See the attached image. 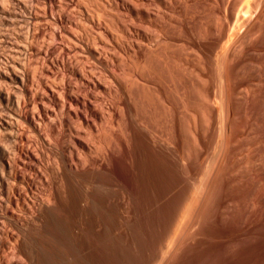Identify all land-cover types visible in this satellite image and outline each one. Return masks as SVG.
Segmentation results:
<instances>
[{"label":"bare ground","instance_id":"1","mask_svg":"<svg viewBox=\"0 0 264 264\" xmlns=\"http://www.w3.org/2000/svg\"><path fill=\"white\" fill-rule=\"evenodd\" d=\"M193 96L197 101L199 98L200 104ZM192 103L198 106L193 108L199 109L190 114L194 109L189 112V108L186 112L190 118L182 111L184 118H188L182 120L180 108L187 109ZM247 108H250L256 122L251 121ZM238 119L245 124L246 121L253 122L256 128L251 123L252 127L247 124L250 130H255L251 133L246 127L251 135L246 131V137H252L264 125V0H0V264H42L44 258L49 264L48 257L51 256H45L47 245H40L38 250L35 246H39L35 243L39 238L38 232H42L36 230L45 229L44 235L52 233L46 221L57 216V221L63 215L62 218L66 216L67 220L70 217L73 229H90L87 231L93 234L89 236L91 239L94 236L107 241L111 235L116 240L124 233L125 238L129 232L125 233L127 228L122 230L125 227L122 225L127 222V227L131 218L134 220L141 216L146 220L147 216L152 219L153 215L159 214L165 222L157 226L158 231L153 230L156 236L152 235V246L149 243L150 249L145 250L148 259L144 264H169L173 248L189 231H196L202 222L200 217L204 204L217 181H222L223 186H219L224 189L228 185L223 182L236 179L232 180V172L231 176L229 174L231 179L228 178L225 169L230 173L231 164H237L239 159L247 161L242 156L245 150L244 154L241 153L244 158L234 156L239 148L243 150L240 146L243 140L239 142V148L236 145L237 152L233 149L232 154L229 148L232 140L236 143L242 138L248 141L243 137L244 133L242 138L240 136L238 141H234V136H238L239 131L243 132L246 126L239 130ZM258 121L263 122L262 126ZM258 133L261 139L262 133ZM209 137L214 142L218 141L219 151L215 150L217 146L208 140ZM254 138L252 141L249 139L253 150L261 142L257 139L260 142L253 147L257 136ZM183 142H186L184 146L187 149H181ZM209 146L215 152L210 151L214 156L211 155L213 160L208 162H212L208 164L212 171L203 170L204 166L197 170L200 166L195 161L202 155L197 156L196 153H202ZM189 148L197 156L196 160L191 152L185 153ZM227 152L232 154L230 159L234 158L235 164L231 159L232 163L226 168L225 161H230L227 157L231 155ZM256 152L260 157L255 155L254 160H249L245 154L249 165L254 162L249 168L244 166L248 169L244 171L251 172L250 176V173L247 175L252 177V171L256 170L250 168L255 166L257 171L253 175L261 171L263 179L264 156L261 157L263 153L259 150ZM254 153L250 157L253 158ZM207 157L208 161L210 155ZM122 163L130 169L129 183L120 181L114 174V167ZM208 165L205 169L209 168ZM242 166L240 171L239 168L232 171L244 172ZM222 167H225L226 179L220 173ZM215 169L217 174L213 173ZM239 174L243 173L237 174L240 177ZM197 177L203 185H195ZM217 178L220 180L216 181ZM240 178L244 181V176ZM256 180L252 183L255 184ZM259 180L263 186V180ZM251 181L248 184H252ZM235 182L237 185L238 181ZM247 186L254 189L250 187L252 185ZM218 187L215 191L220 189ZM231 187L228 188L231 192L240 190L239 187L235 188L239 189L236 191ZM228 189L226 191H230ZM250 192L245 191L251 199L254 192ZM219 195L218 191L214 198L219 199ZM232 195L228 198L229 203L224 198L223 203L232 204L234 196L235 201L238 199L237 194ZM244 196L240 194L241 202L237 201H244L245 205H240L246 209L248 196L245 199ZM256 198L253 199L255 202L258 201ZM254 203L249 206L253 208ZM226 205L223 206H229ZM263 207L259 208L261 212ZM174 219L180 221L178 229L173 228ZM138 221L144 226L140 218ZM155 222L151 224L156 226L160 223L158 220L157 224ZM135 225L131 226L132 231L138 230L139 225L137 229ZM142 228L145 230V226ZM73 229L65 230L59 234L60 237L57 235L58 239L67 236L75 245L80 246L81 241L83 245L82 237L84 239L86 231ZM52 235L55 236L54 233ZM140 236L144 238L142 242L147 239L146 235ZM126 237L129 239L128 235ZM45 239L46 242L48 239ZM137 239L140 240L139 237ZM132 241L128 244L133 245ZM148 241L149 238L146 243ZM68 243H62V246L67 244L71 248L74 245L72 241ZM88 245V249L93 246ZM106 245L108 242L101 245L102 249H107ZM79 246H76L78 251ZM129 248L136 251L133 246ZM116 249H113L115 256L109 260L117 257ZM93 250L86 251L92 254ZM70 251L61 254L68 255ZM103 251L102 257L112 250L109 249V253ZM129 251L131 255L132 251ZM80 252L77 253L79 257L84 255V251L83 255ZM38 253L44 254L43 261ZM55 254H51L50 261ZM79 257L76 255V260L86 262ZM130 257L128 260L126 256V261L132 262ZM69 259L66 258L65 262L70 261L71 264L75 258ZM102 259L106 261V257ZM53 260L52 263L55 262Z\"/></svg>","mask_w":264,"mask_h":264},{"label":"rangeland","instance_id":"2","mask_svg":"<svg viewBox=\"0 0 264 264\" xmlns=\"http://www.w3.org/2000/svg\"><path fill=\"white\" fill-rule=\"evenodd\" d=\"M191 79H192V78H191ZM192 81H194V79H193ZM194 84H195V81H194ZM194 84H193V86H194ZM193 97L195 98L196 96H193ZM194 98H192V102H193ZM196 101H197V97H196ZM199 101H200V100H199V98H198V101H197V102L199 103ZM194 102H195V100H194ZM194 102H193V103H194ZM197 102H196V103H197ZM193 103H192V104H193ZM196 103H195V104H196ZM198 103H197V104H198ZM192 104H191V105H192ZM195 104H193L192 106L188 107L187 109H186V107L184 108V107L181 106V107H182V108H180V111H181V118H182V116H183V118H184L185 114H186V117L189 115V113H187L188 110H189V108H191V109L189 110V112H190L192 109H194V111L192 110L193 112L191 111L192 113L190 112V114H193L194 112H196L197 110L195 111V109H199V108H193L194 106H197V104H196V105H195ZM199 104H200V103H199ZM199 104H198V105H199ZM197 107H198V106H197ZM199 107H200V106H199ZM249 107L251 108V106H249ZM253 107H254V105H253ZM250 108H247V109H248V110H247L248 115L250 114V117H251V118H250V117H249V118L251 119V121H252V119H253V122H256V119L253 118L252 113L250 112V111L252 110V108H251V110L249 111ZM182 109H186V110H182ZM182 111H185V112L187 111V112L184 114ZM249 112H250V113H249ZM182 114H184V115H182ZM195 114H196V113H195ZM186 117H185V118H186ZM183 118H182V120H185V118H184V119H183ZM188 118H190V117L188 116ZM188 118H186V119H188ZM238 120H239V119H238ZM254 120H255V121H254ZM249 121H250V120H249ZM185 122H186V121H185ZM240 122L242 123L243 121H240V120H239V121L237 122V124L239 123V127H238V129H239V128H240L239 130H243L244 128H245V129L243 130V132H242V131H239V132H241L240 134L238 133L239 135H238V134H235V135H238V136H234V139H235L234 141H236V140L238 141V140L240 139V136L242 135V133H244L243 137H246V136L250 135L249 133H250L252 130H255V129H256V128L253 126V124H252L253 122L251 123V122H247V121H246V124L244 123L245 121L243 122L244 124H243V123L241 124ZM258 122H259V121H258ZM258 122H257V123H258ZM260 122H261L260 125L262 126V123H263L264 121H263V122L260 121ZM260 122H259V123H260ZM249 123H251L250 125H252L253 128H255V129H252V128H251L252 130H250L249 127H252V126H250ZM259 123H258V124H259ZM183 124H184V123H183ZM247 124L249 125V127H248ZM263 124H264V123H263ZM243 125H246V126H244V128H243V127H241V126H243ZM237 126H238V125H237ZM246 127H248V129L250 130L249 133H248L249 130H248ZM263 127H264V125H263L262 128H261L262 131H261V129H260V130L258 129V132H260V134L262 133V134H261V139H260V137L258 138V135H257L258 132H255V131H254L255 133L252 134L253 139H255V138H254L255 135L257 136L256 140H253L254 142L256 141V143H254V142L252 143V144H254L253 147H255V145H256L257 142L259 141V140H257V139H260L261 142H262V138L264 139V137H262V136L264 135V133H263V132H264V130H263L264 128H263ZM246 131H247L248 135H245V132H246ZM252 132H253V131H252ZM252 132H251V133H252ZM258 134H259V133H258ZM250 136H251V135H250ZM259 136H260V135H259ZM235 137H239V138L237 139V138H235ZM252 137H246V138L248 139V141H249V139H251V141H252ZM241 138H242V136H241ZM210 139H211V143L213 144L214 140H212V138L209 137L208 140L210 141ZM232 139H233V137H232ZM232 139H231V140H232ZM215 140H216V139H215ZM242 140H243V141H242ZM209 141H208V142H209ZM212 141H213V142H212ZM240 141H242V142H240ZM244 141H246V139L244 140L243 138H242L241 140H239L237 143H236V142H233V140L231 141L232 144H233V143L235 144V146H234V144L232 145V144L230 143L231 145H230L229 148L231 149L232 154L234 153V152H233V149H234V151H235L236 149L239 148V142L242 144ZM248 141L244 142V145H241V144H240L241 147L243 146V150H241L242 148H241V149L239 148V151H240V152H239L238 150H236V152L238 151V152H237L238 154L235 153L234 156L237 155V156H239V158H240V156H241L242 154L245 153L246 156H248V158H250L249 160H254V157H256V156L260 157L259 152H256V151L259 150L261 153L264 154V152H262V151L264 150V148H263L264 144H263V146L261 145V144L264 142V140H263L262 143L259 141L261 144H260V143H259V145L257 144L258 147L261 146L260 148L257 147L258 150H257L256 147H255L256 149L254 148V150H253V149H252V146H251V141H249V142H248ZM217 142H218V141H215V142H214V144H215L216 146H217V144H216ZM247 142H248V143H247ZM211 143H208V145L210 144V146H211L212 148H216V146L212 145ZM245 143H247V144H245ZM184 144H186V142H185V143L183 142V143L181 144V149H182V148L187 149V148H185ZM237 144H238V145H237ZM236 145H237L238 148H236ZM246 145H247V148L244 147V146H246ZM257 145H256V146H257ZM182 146H184V147H182ZM210 146H209L208 149L206 148V149L203 150L204 153H203V151H202V153H199V152H198V154L196 153L197 156H199V154L202 155V156H200V158H197V156L193 154L194 152L192 153V152L190 151V148H189V150H185V153H186V154H189V153H187L186 151L191 152V153L193 154V155H192V154L190 153L191 156H192V158H193V156H194V158H193L194 160H196V158H197V160H196L195 162H197V164H199L198 166H200V167H198L197 164L195 165V166L198 167V168H196L197 170L200 169V168H201V170H202V168H203V166H204L203 170H208V171L211 170V171H212V169H211L212 166L208 165V164H211L212 162H210V163H208V162H209L210 160H213V157H212L211 155L214 156L215 152H213V151L210 149V148H211ZM218 146H219V144H218ZM218 146H217V149H215L216 151H219V149H220V147L218 148ZM231 146H234L235 148H234V147L232 148ZM249 147H250V150L248 151V148H249ZM244 148H245V149H244ZM261 148H262L263 150H262ZM184 149H182V150H184ZM209 149H210V150H209ZM230 149H228V152H230V151H229ZM246 149H247V150H246ZM251 149H252V152H250ZM182 150H181V151H182ZM207 150H208V151H207ZM213 150H214V149H213ZM244 150L247 151V153L250 152V154H249V153L247 154ZM210 151H211L212 153H214V154H211ZM243 151H244V153H242ZM254 151H255V153H254ZM205 152H206V154H205ZM209 152H210V153H209ZM228 152H227V154L230 155L231 153H228ZM181 153H182V154H185L184 151H182ZM207 153H208V154H207ZM241 153H242V154H241ZM251 153H254V154H252V155H254L253 158H252V156L250 157ZM203 154H205V155H203ZM232 154H231L230 156L228 155L229 157L226 156L227 159H230V157H233ZM245 154L242 155V156H244L245 159H247V161H248V158L245 156ZM263 154L261 155V157L264 156ZM207 155H208V157H209V155H210V157H212V159L209 157V160L207 161V160L205 159V158L207 157ZM255 155H256V156H255ZM237 156H236V157H237ZM242 156H241V157H242ZM202 157H204V158H202ZM208 157H207V158H208ZM244 157H242V158H244ZM201 158H202V159H201ZM237 158H238V157H237ZM237 158H236L235 160H237ZM239 158H238V159H239ZM203 159H204V160H203ZM231 159H232V161L234 160V158H231ZM231 159H230V161H229V160H226V161H225V162H226L225 165L223 164L226 168L229 167V165L232 163V162H231ZM198 160H199V161H198ZM202 160H203L204 162H203ZM205 160H206V161H205ZM242 160H244V159H241V160L239 159V160H237V161H241V162L243 163L245 160H244V161H242ZM201 161H202L203 163H202ZM237 161H236L237 164H235V162L233 161L235 165L231 164L232 167H233V168H232V167H231V168H232V169L235 168L234 170H236L237 168H239V171L241 170L240 168H241L242 165H243V166H242V170L244 171V170H246V169H244V168H246V167H248V168L251 167L252 163L254 162V161H253V162L251 161V165H249V161H248V162L245 161V162H247V164H248V165H246L245 162H244L243 164H241V162H237ZM198 162H199V163H198ZM206 162H207V164H206ZM228 162H229V163H228ZM230 162H231V163H230ZM200 164H204V165L201 166ZM205 164L208 165L210 169L208 168V166H207L208 169H205V167H206ZM226 164H227V165L229 164V165L227 166ZM238 164L241 165V166H238ZM235 166H237V167H235ZM244 166H246V167H244ZM115 167H116V168H115ZM115 167H114V171H115V172L113 171L114 174H115V176H116L120 181H122V182H124V183H126V182L129 183V182H130V179H131V178H130V177H131V172H130L129 167H128L127 165H124L123 163H122V164H119V165H116ZM225 167H222V168H223V171H222V172L220 171V173H222L224 176L228 173V175H227L228 178L231 179V177H233L232 180L235 179V178L237 179V180H236V179L233 180L234 183H236L235 181H238V184H237V185H240V184H239V181H241V182H240V183H241L240 186H242V187L245 186V187L242 188V187L238 186L240 190H239V189H235V188H238L237 185H235L231 180H230L231 182H229V181H228L229 179H227V180H226V183L223 182L224 185H228V186H226V187L224 186V189H225V188L228 189V188H230V186H232L231 189H233V190H235V191H236V190H239V192L236 191V192L234 193V191L232 190L233 192H231L230 189H228V190H230V191H226V189H225V191H223L224 189H223V187H222V186H223V185H222V181H220V182L217 181V180L222 179V178H220V177H222V176H220V175H222V174L219 175L220 177L218 176L220 179H219V178L216 179V181H217V185H216V182H215V183H214V186L216 185L215 187L217 188L219 185H222V186H219V187H218V188H220V189H218L219 194H220V195H219V199H216V198H218V197H216V196H218V191H217V190L215 191L216 188L214 187V191H213V193H212L213 196H211V195H212V194H211V195H210L211 197L209 196L208 199H207V202L205 203L206 206H205V204H204V209H203L202 214H201V217H200L201 220L203 219L202 222H200V224L198 225V227L196 226L197 228L195 227V228H196V229H195L196 231H189V233L186 234V235L184 236L183 240H182V241H181L176 247L173 248V250H172V255H171V258H170L169 264H261V263L264 261V212H263L264 210L262 211L263 213L260 211V209H262L261 207H263L262 205H263V203H264V191L261 190L262 188L260 187V186H262V183H259V182H258V181H260V180H259V178H260V179H261V182H262V180H263V183H264V177H263V179L261 178L262 175L259 173V172H261V171H258L257 173H255V175H253L254 172L257 171V169H256L255 166L252 167V168H250L251 170H252L253 168H254L253 170H256V171H252V172H253L252 177H248L247 173H248V174L250 173L249 176L251 175V172H246V171H248V169H247L246 171H244V172H246V173L244 174V172H242V171H241V172H239V171H237V172H236V171H232V169H230V167H229V170H230V173H229V171H228L227 169H225ZM222 168H220V169L222 170ZM224 169H225L226 171H225ZM250 169H249V170H250ZM237 170H238V169H237ZM258 170H259V169H258ZM211 171H210V172H211ZM215 171H216V172H215ZM224 171H225L226 174L223 173ZM217 172H218V171L215 169L213 173H214V174H215V173L217 174ZM231 172H232V174H233L232 176H231ZM235 172H236V175H237L238 173H241V174L243 173L244 175H243V174H242V175L239 174L240 177H243V176H244V178H246V179L250 178V179L245 180V179L243 178V180L245 181V182H244V181H242V179H241L238 175H237V177H236V175L234 174ZM229 174H230L231 177H229ZM257 174H259V175H257ZM213 176H214V175H213ZM245 176H246V177H245ZM259 176H260V177H259ZM198 177L200 178V176H198ZM198 177H197V179H196L197 181L194 180L193 183H196V182H197V184H195V185L198 186V184H200V186H201V185H203V184H201V182H203V181L199 180V181H200V182H199V181H198V179H199ZM227 177L225 176V179H226ZM238 177H239V178H238ZM247 177H248V178H247ZM253 177H257V178H253ZM223 178H224V177H223ZM252 178H253V180L257 179V180L255 181V184H253L254 182L252 183V181H253ZM225 179H222V180H225ZM202 180H203V179H202ZM249 180H250V181L252 180V181H251L252 184H248V183H250V182H248ZM195 181H196V182H195ZM227 181H228V183H230V184L232 183V184L229 186V184L227 183ZM198 182H199V183H198ZM242 182H243V185H242ZM246 182H247V184L244 185V183H246ZM218 183H219V184H218ZM258 183H259V185H256V184H258ZM233 184H234V185H233ZM260 184H261V185H260ZM246 185H252V186H250V187H252V188L254 187L255 190H256V189H257V190L260 189V190H259V191H257V190L255 191L254 189L251 190V189L247 186V187L249 188V189H248V188L246 187ZM254 185H256V188H255ZM233 186H235V187L233 188ZM257 186L260 187V188H258ZM263 186H264V184H263ZM263 186H262V187H263ZM221 187H222L223 190H221ZM263 188H264V187H263ZM242 189H243V190L246 189V190L243 191ZM241 190H242V191H241ZM220 191H221V192H220ZM240 191H241L242 193H241ZM245 191H246V193H247V191H248V192L251 191L250 194H251L252 192H254V191H255V192H258V193L255 194V192H254V194H251L252 197H251V199H250V195H249V193L246 194ZM214 192H217V194L214 193ZM222 192H223V193H222ZM224 192H226V194L228 195V196H227L228 198H231V195H232L233 193H234V195L237 194L236 196L238 197V199H236V201L239 200L240 202H241V199L239 198V197H240V194H241V196H242V195H243V196L245 195V196L243 197L244 199H245L246 196L249 195L248 197H246V198H247V201H246V199H245V202H247V206L250 207V210H251V211L249 210V208H248L247 206H245L246 209L248 208L247 210L244 209V207L241 206V205H243V206L245 205V204L243 203V202H244V201H243L244 199L242 200V201H243L242 203H239V202L237 201L239 204L236 205L237 202L235 201V198H234L235 196H234V195H232V196H234V197H232V199H231V203H232V200H233V201H234L233 203L235 204L236 208L233 209V207H234V204H233V203H232L233 205H232V204H228V205L231 206V207L233 206L232 208H230L228 205H226L227 202H228V203L230 202V199L228 200V198L225 197L226 195H225ZM227 192H228V193L230 192L231 194L229 193V194H230V195H229ZM243 192H244L245 194H243ZM259 192H260L262 195H258V194H260ZM214 195H216V196H215L216 198H214ZM221 195H222L223 197H222ZM238 195H239V196H238ZM255 195H256L258 198H256ZM253 196L256 198V200H258L257 202H258V203L260 202L261 204L259 203V205H258L257 202L254 201L255 198H254ZM212 197H213L215 200H214ZM237 197H236V198H237ZM260 197H262V198L260 199L261 201L259 200ZM211 198H212V199H211ZM223 198H224L225 200H228L227 202H225V204H224L223 201H222ZM233 198H234V199H233ZM210 199H211V202L209 203L208 201H210ZM224 199H223V200H224ZM253 199H254V200H253ZM225 200H224V201H225ZM248 200H249V201H248ZM250 200H253V201L251 202ZM262 200H263V201H262ZM219 201H220L221 203H219ZM248 202H251L250 204H252V203L255 202L256 204L254 203V205H252V206H253V208H252L251 206H249L250 204H249ZM262 202H263V203H262ZM207 203H208V204H207ZM219 204H222V205L219 206ZM240 204H241V205H240ZM223 205H226V206H228L229 208H228V207H225V206H223ZM256 205H257V206H256ZM221 206H223V208H222ZM237 206H238V207H237ZM224 207H225V208H224ZM241 207H242V208H241ZM254 207H255V210H254ZM226 208H227L228 210H230V209H231V210L228 211ZM251 208H252V209H251ZM259 208H260V209H259ZM263 208H264V207H263ZM167 209H168V206H167ZM222 209H223V210H222ZM256 209H257V210H256ZM248 210H249V211H248ZM252 210H253V211H252ZM223 211H225V212H223ZM226 211H228V212L226 213ZM222 212H223V213H222ZM225 213H226V214H225ZM156 216H157V217L160 216V219H161V216H162V215H161V214H159V215H155V216L153 215V216H152V219H150L151 216H150V217L147 216V218H149V219L146 218V220H145V219L143 220V218H141V216L138 217V218H136V219H134V217H133L134 220H132V218H131L130 223L127 224V227H126V223H127V222L124 223L125 225L123 224L122 226H125V227H122V228H123L122 230H124V229L126 230V228H127V230H126V232H125V231H123V232H125V233H128V232H129V234H126V235H125V238H124V235H123L124 233L122 232L123 234H121V237H122V239H124V240L127 239L126 236L128 235V238H129V239H127L124 243L121 242L122 239H121L120 236H117L118 238L115 236V237H116V238H115L116 240H114V239L112 238V237H113L112 235H111V239H110V236H109V237H108L109 239H107V241H106V240L104 241V240H102V239L95 238L94 236H93L92 239H91L89 236H92L93 234H91V233H89L90 235L88 234V231H90V229H88V228H83L82 230H80V229L77 230L76 228L73 229L74 226H71V224L73 223V222H72L73 220L71 221V220H70V217H69V220H67V219H66V216H65V218H62V217H64V215H63L62 217L60 216V218L62 219V221L60 220V218H59V221H57V220H58V216H57V218H55L56 220H55V219H54V220L52 219V220L50 221V219H49V220L46 221V225H47L49 231H52V233H54V235H55L57 232L60 231L59 233H57V234L54 236L56 239H55L54 237H52L53 235H52V233H50V232H47V233L51 234L52 236H51V235H48L47 233H45V235H44L43 233H44L45 229L42 230V228H41V230H39V229L36 230V231H42V232H38V235H39V236L36 235V236H38L39 238H38V241H36L35 244L38 243L39 246H37V245H35V246H36V248H37V250H38V248L40 247V245H41V247H42V245L45 246V247H46V245H47V248L44 247L46 251H47V249H48V251L46 252V255H45V256L50 255V256L52 257V255L55 254V253L57 254V256L59 255V256H58L59 258L56 257V254H55V256H53L52 260L54 259V260H53V261H55L54 263H52V260L50 261L51 257H48V260H49V262H50L51 264H57V263H59L60 258L64 259V261L61 259L60 264H61L62 262H63L64 264H65V263H66V264H67V263L70 264V261H68V260H67L68 262H65L66 258H68V259L70 258L69 260H71V259L73 260V259L75 258L74 260H76V255H77V258L79 257V256H78L79 254H77V253L80 252V251H82V250L84 251V252L82 251V252L84 253V255H83L82 252H80V255L82 254L83 256H80L79 259L85 257V255L87 254V255H86V258H85V259L83 258L84 262H85V260H86V262L83 263V261H82L81 259H80V260L77 259V260L79 261V262H78V261L76 260L78 263L75 262L74 260H73V261L71 260V261H72L71 264H74V263H77V264H86V263H88L89 261L91 262V264H94V263L96 264V262H97V263H98V262H102V263L104 262V263H105L107 260H108V261H107L108 263H105V264H110V263H112V262H113L114 264H118L117 262H119V264H121V263H123L122 260L124 261L123 264H128V262L130 263L131 261H126V260H127V258H128V260H129V257H130V256L133 257V259H131V257H130V260H132V262H131L130 264H142V263L144 264V262H146V260L148 259V254H146V253H148V252H147L148 249H150V247L152 246L151 243H150V242H153V240H152V238H153L152 235H155V234H154L155 231H153V230L158 231V230H157V226H160L162 223L165 222V219L163 218V216H162V219H161L162 222L159 220V217L157 218ZM143 217H144V216H143ZM153 217L156 218V219L154 218L156 222H157V220H158V222H160V223L157 222L159 225H158L155 221H152V220H154ZM165 217H166V216H165ZM67 218H68V217H67ZM139 218H140V220H142V224L145 226V230H144V228H142V227H144V226H142V225L140 224L141 221H140V222L138 221ZM144 218H145V217H144ZM65 219H66V220H65ZM136 220L138 221V223L136 222ZM147 220H148V222H150V220H151V222H153V223L155 222L157 225L154 226V224H151V222H150V223L146 222ZM163 220H164V221H163ZM56 221H57V223H56ZM65 221H66V222H65ZM68 221H70V224H69ZM132 221L134 222V224H131ZM50 222H51V223H50ZM52 222H53V223H52ZM143 222H144V223H143ZM135 223L138 224L139 226L141 225V226H140L141 228H140L138 225H135ZM146 223H147V224H146ZM57 224H58L59 226H58ZM65 224H67V225H66L67 228H66ZM68 224H69V225H68ZM129 224H131V226H134V225H135L134 228H136V227L138 226V227H137L138 230H137V231H134L135 229L133 228L134 230L132 231V227H131ZM145 224H146V225H145ZM179 224H180V221L177 220V219H174V221H173V228H174V229H178ZM54 225H55V226H54ZM128 225H129V226H128ZM53 226H54V227H53ZM69 226H70V227H69ZM146 226H147V227L150 226V227L146 228ZM151 226H153L154 228L151 227ZM68 227H69V228H68ZM72 227H73V228H72ZM128 227L131 228V230H130ZM65 228H66V229H65ZM70 228H71V229H70ZM137 228H136V229H137ZM152 228H153V229H152ZM68 229H69L70 231H72V229H73V231H86V232H84L85 234L83 233V235L85 236L84 239H83V237H82V240H83V243H84V244L81 245V244H82V241H81V243L79 242V243H80V246H79V244H78V245H75V243H73L74 241H73V240H70L71 238L69 239V237H67V236H63V237H64V238L66 237V238H67V239L65 238L66 240L69 239L68 241H66L62 236H61L62 239L60 238L61 240L58 239V236H57V235H59V234L62 235V233H65V230L68 231ZM84 229H86V230H84ZM119 229H120V228H119ZM128 229H129V231H128ZM139 229H140V230H139ZM141 229L143 230L144 233L142 232ZM147 229H148V230H149V229H152V230H149V231H150V233H149V231H148ZM87 230H88V231H87ZM120 230H121V229H120ZM122 230H121V231H122ZM46 231H48V230H46ZM54 231H55V232H54ZM61 231H62V232H61ZM131 231H132V232H131ZM139 231H141L142 234H140L141 232L139 233ZM146 231H147V232H146ZM151 231H153V232H151ZM130 232H131L132 234H130ZM134 232H136V233H135L136 237H135L134 234H133ZM137 232H138V236H137ZM192 232H195V234L191 235ZM146 233H147V234L149 233L148 235H151V236L149 237ZM152 233H153V234H152ZM42 234H43L44 236H43ZM144 234H145L146 236H145ZM156 234H157V233H156ZM40 235H42L43 237L47 236V237H45V238H47V239H48V237L51 236L49 239H52V238H53V239H54V243L56 242V244L53 243V239H52V240H49V239H48V240L46 241V242H48V241L51 242V241H52L51 243H53V244H51V243H49V242H48L49 244H47V243L44 241L45 238H43V237L41 236V239H42V240L40 239ZM60 235H59V237H60ZM63 235H64V234H63ZM118 235H120V233H118ZM140 235L145 236V238H147V239L144 240L145 242H144V241L142 242V239H144V238H142ZM56 236H57V237H56ZM86 236H87V238H86ZM130 236H133V237L130 238ZM147 236H148V237H147ZM155 236H156V235H155ZM155 236H154V237H155ZM119 237H120L121 241H120ZM134 237H135L136 239H134ZM137 237H139L140 240L137 239ZM85 238H86V239H85ZM94 238H95V240H94ZM148 238H149V241L146 243V241L148 240ZM39 239H40V240H39ZM88 239H91V240H88ZM112 239H113L114 241H113ZM118 239H119V241H118ZM132 239H134V242L132 241ZM150 239H151V240H150ZM45 240H46V239H45ZM55 240H57V241H55ZM64 240H65V241H64ZM86 240L88 241V244H89L92 240H94L92 243L89 244L90 246H91V245H93V246L90 247L88 244H85V242L87 243ZM97 240H98V242H97ZM99 240L101 241V244H100ZM109 240H110V241H109ZM111 240L115 243V244H113L114 246L111 244V242H112ZM130 240L132 241L131 244L134 243L133 245H129V244H128V243L131 242ZM39 241H40V242H39ZM71 241H72V244L75 245V248H76V246H77V248H78V246L80 247V248H79V251H78L77 248L75 249V248H74V245H72V244H71V245H72L73 247L70 245L71 248H70L69 246H66L67 244L69 245L68 242L71 243ZM84 241H85V242H84ZM115 241H117V242H115ZM128 241H129V242H128ZM140 241H141L143 244H145V245H143V247H142V245H141L142 243H141ZM43 242H45V243H43ZM94 242H95V243H94ZM103 242H105V244L108 242V245H106V247H108L107 249H102V246H101V245H105ZM113 242H112V243H113ZM118 242H119V244H118ZM126 242H127V243H126ZM135 242H136V243H135ZM41 243H42V244H41ZM57 243H58L59 245H58ZM60 243H61V244H60ZM62 243H64V244L67 243V244H66V245L63 244V246H62ZM122 243H123V244H122ZM140 243H141V244H140ZM149 243H150V244H149ZM44 244H46V245H44ZM50 244L53 246V250H54L55 253L52 252V251H53L52 249H51L52 251H50V248H52V246H50ZM117 244H118V246H116ZM124 244L126 245V246H125L126 248L123 247ZM146 244H147V246H146ZM148 244H149L150 247L148 246ZM54 245H57L58 248L55 247ZM84 245H85V246H84ZM87 245H88V247L91 248V250L94 249L93 251H94V252H97L96 254L93 253V251L90 252V253L94 254L95 257H94L92 254H88V253H89L88 251H89L90 248L88 249V248L86 247ZM111 245H112L113 247H112ZM119 245L122 246V249H123V250H125V249H126V250L123 251V252H121L122 249L119 248V247H120ZM134 245H136L137 248H136ZM139 245H140V248L138 247ZM48 246H50V248H49ZM65 246L68 247V250H67V248H65ZM83 246L86 247L87 249L84 248ZM109 246H111V247H109ZM128 246H129V247H130V246H133V248L135 247L134 249H136V251H135L134 249H133L134 251H132V249H131L132 247L129 248ZM145 246H146V247H145ZM61 247H63V248H62L63 250L61 249ZM82 247H83V248H82ZM127 247H128L132 252L129 251V249H128ZM144 247H145V248H144ZM147 247H148V248H147ZM55 248H56V249H55ZM69 248H70V250L72 249V251H70ZM81 248H82V249H81ZM92 248H93V249H92ZM103 248H105V247H103ZM112 248H113V249H114V248H115V249L118 248V249L115 250V251H117V253H116V254H117V257H120V255H125L126 253L128 254V251L131 252V255H130V254H128L129 256H128V255H125L124 258L121 256L120 259H118L117 257H115V258L118 259V260H116L115 258H114V260H113V259H112V260H109L110 258H112V256H113V257L115 256V253L113 252L114 250H113ZM124 248H125V249H124ZM138 248H139L140 250H139ZM58 249H59V250H58ZM73 249H75L77 252H75ZM84 249H85V250H84ZM109 249L112 250L111 252H112V254L114 253V255H111V252L109 251ZM141 249H142V250H141ZM146 249H147V251H145ZM56 250H57V251H56ZM64 250H65V251H64ZM66 250H67V251H66ZM86 250H88V251H86ZM95 250H96V251H95ZM102 250H104V251L106 250V252L109 251L110 253H109V252H108L109 254L105 253V254L103 255V257H102V256H101V255L103 254V253H102ZM137 250H139V252H138ZM63 251H64L66 254H67L68 251H70L72 255L70 256V252L68 253V255H66V254H63V255H62L61 252L64 253ZM104 251H103V252H104ZM119 251H120V252H119ZM140 251H141V252H140ZM48 252H49V253H48ZM50 252H52V253H51L52 255L50 254ZM57 252H58V253L60 252V254H61L62 257H60V254H58ZM74 252H75V253H74ZM86 252H87V253H86ZM118 252H119V253H118ZM73 253L75 254L74 256H73ZM85 253H86V254H85ZM99 253H101V254L98 255ZM120 253H121V254H120ZM124 253H125V254H124ZM132 253H134V255H133ZM119 254H120V255H119ZM38 255L40 256V255H42V254L38 253ZM64 255H66V256H68V257H65ZM88 255H89V257H88ZM106 255H108L109 257H107ZM110 255H111V256H110ZM132 255H133V256H132ZM45 256H44V254H43V255L40 257V260L43 261V258H44ZM98 256H100L101 259H100V258H99V259H100L101 261L98 259ZM126 256H127V258H126ZM134 256H136V258H138V259L141 261V263H140V261H139L138 259H137V261H138L139 263H138L137 261H136V263H133V261L135 262V260H136V258H135ZM54 257H55V258H54ZM73 257H74V258H73ZM96 257H97V258H96ZM105 257H106V261H105L104 259H102V258H105ZM49 258H50V259H49ZM56 258L59 259V260H57ZM88 258H89V259H88ZM91 258H92V259H91ZM95 258L97 259L96 262H95V260H94ZM44 259H45V260L42 262V264L46 261V258H44ZM134 259H135V260H134ZM261 259H262V261H261ZM92 260H93V261H92ZM98 260H99V261H98ZM102 260H103V261H102ZM80 261H82V263H81ZM109 261H111V262H109ZM120 261H121V262H120ZM260 261H261V262H260ZM90 262H89L88 264H90ZM115 262H116V263H115ZM126 262H127V263H126ZM46 263L48 264V261H46ZM46 263H44V264H46ZM50 263H49V264H50ZM63 263H62V264H63ZM102 263H100V264H102ZM104 263H103V264H104ZM113 263H112V264H113ZM98 264H99V263H98ZM263 264H264V262H263Z\"/></svg>","mask_w":264,"mask_h":264}]
</instances>
